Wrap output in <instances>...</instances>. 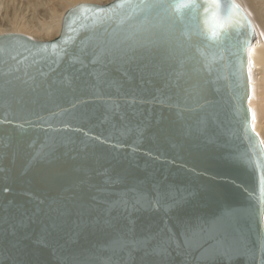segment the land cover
Instances as JSON below:
<instances>
[{
  "label": "water",
  "instance_id": "95a60500",
  "mask_svg": "<svg viewBox=\"0 0 264 264\" xmlns=\"http://www.w3.org/2000/svg\"><path fill=\"white\" fill-rule=\"evenodd\" d=\"M173 2L0 35V264H207L216 238L211 264H264L254 24L236 0Z\"/></svg>",
  "mask_w": 264,
  "mask_h": 264
},
{
  "label": "rangeland",
  "instance_id": "374dc122",
  "mask_svg": "<svg viewBox=\"0 0 264 264\" xmlns=\"http://www.w3.org/2000/svg\"><path fill=\"white\" fill-rule=\"evenodd\" d=\"M110 1L112 0H0V35L14 33L36 41H50L58 36L60 22L62 23L65 12L72 6L82 3L104 5ZM242 8L247 12L243 6ZM247 14L253 18L251 14ZM256 32L258 36L257 29Z\"/></svg>",
  "mask_w": 264,
  "mask_h": 264
},
{
  "label": "bare ground",
  "instance_id": "6f19581e",
  "mask_svg": "<svg viewBox=\"0 0 264 264\" xmlns=\"http://www.w3.org/2000/svg\"><path fill=\"white\" fill-rule=\"evenodd\" d=\"M236 2L247 10V12L244 10L246 14H251L252 22L255 23L258 31V39L256 38L258 41H255L249 49L248 71L251 86L249 108L253 117V129L259 135L264 147V0H236Z\"/></svg>",
  "mask_w": 264,
  "mask_h": 264
},
{
  "label": "snow or ice",
  "instance_id": "6c2138e0",
  "mask_svg": "<svg viewBox=\"0 0 264 264\" xmlns=\"http://www.w3.org/2000/svg\"><path fill=\"white\" fill-rule=\"evenodd\" d=\"M215 2V0H213ZM144 7H159L158 5H144ZM169 7L177 14L178 17L183 18V10L188 9V10H195L199 9L201 7H204L201 4L194 3L193 0H175L172 4L169 5ZM207 23V22H206ZM216 31L213 30L211 32V38L215 39L216 38ZM198 234L193 233L192 234V241H197ZM166 251V249H161V252ZM232 251L231 247L228 245L227 240H221L219 238H216L215 243H210L207 249L205 250L206 252V257H207V264H211L212 260H214L217 257H227L229 256L230 252Z\"/></svg>",
  "mask_w": 264,
  "mask_h": 264
}]
</instances>
